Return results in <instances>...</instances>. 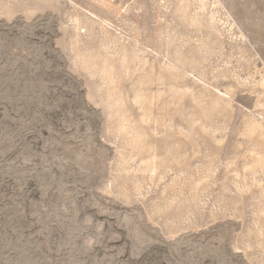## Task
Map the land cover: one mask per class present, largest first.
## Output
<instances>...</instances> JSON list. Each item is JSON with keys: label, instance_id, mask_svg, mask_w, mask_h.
Here are the masks:
<instances>
[{"label": "rangeland", "instance_id": "374dc122", "mask_svg": "<svg viewBox=\"0 0 264 264\" xmlns=\"http://www.w3.org/2000/svg\"><path fill=\"white\" fill-rule=\"evenodd\" d=\"M0 264H264V0H0Z\"/></svg>", "mask_w": 264, "mask_h": 264}]
</instances>
